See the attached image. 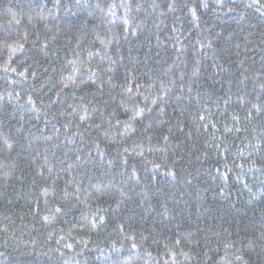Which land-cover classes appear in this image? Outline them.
Instances as JSON below:
<instances>
[{
  "label": "trees",
  "instance_id": "1",
  "mask_svg": "<svg viewBox=\"0 0 264 264\" xmlns=\"http://www.w3.org/2000/svg\"><path fill=\"white\" fill-rule=\"evenodd\" d=\"M0 264H264V0H0Z\"/></svg>",
  "mask_w": 264,
  "mask_h": 264
},
{
  "label": "snow or ice",
  "instance_id": "2",
  "mask_svg": "<svg viewBox=\"0 0 264 264\" xmlns=\"http://www.w3.org/2000/svg\"><path fill=\"white\" fill-rule=\"evenodd\" d=\"M254 2H258V0H254Z\"/></svg>",
  "mask_w": 264,
  "mask_h": 264
}]
</instances>
